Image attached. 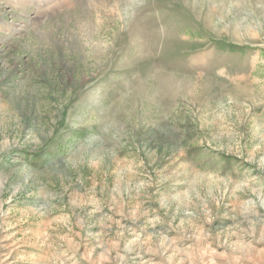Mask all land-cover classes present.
I'll return each instance as SVG.
<instances>
[{"label":"rangeland","instance_id":"1","mask_svg":"<svg viewBox=\"0 0 264 264\" xmlns=\"http://www.w3.org/2000/svg\"><path fill=\"white\" fill-rule=\"evenodd\" d=\"M0 264H264V0H0Z\"/></svg>","mask_w":264,"mask_h":264}]
</instances>
